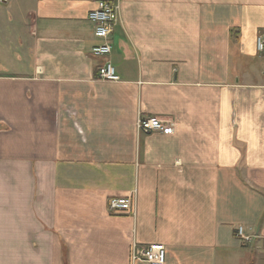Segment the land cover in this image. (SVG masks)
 I'll return each mask as SVG.
<instances>
[{
    "label": "crops",
    "instance_id": "0c3cea01",
    "mask_svg": "<svg viewBox=\"0 0 264 264\" xmlns=\"http://www.w3.org/2000/svg\"><path fill=\"white\" fill-rule=\"evenodd\" d=\"M97 1L0 0V264H264V0Z\"/></svg>",
    "mask_w": 264,
    "mask_h": 264
},
{
    "label": "built area",
    "instance_id": "2783aa9c",
    "mask_svg": "<svg viewBox=\"0 0 264 264\" xmlns=\"http://www.w3.org/2000/svg\"><path fill=\"white\" fill-rule=\"evenodd\" d=\"M117 10L116 2L99 0L96 2V7L88 13L87 17L88 21L94 26V36L102 41L101 44L91 49L92 56L104 59L103 64L96 71V78L100 81H119L115 67L108 60H105L111 53L109 37L117 22ZM256 50L258 54L264 56V30L256 38ZM136 126L140 132L145 134L154 131H159L164 135L171 133V127L163 124L155 117H140ZM131 206L132 202L128 197L112 198L108 200L106 209L109 215H120L130 211ZM235 236L242 244H247L250 241V237L245 235L241 227L237 228ZM131 258L134 261H142L147 264H165L166 248L161 244H134L131 249Z\"/></svg>",
    "mask_w": 264,
    "mask_h": 264
}]
</instances>
